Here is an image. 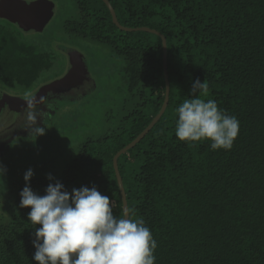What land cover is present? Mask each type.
Masks as SVG:
<instances>
[{"label":"trees","instance_id":"obj_1","mask_svg":"<svg viewBox=\"0 0 264 264\" xmlns=\"http://www.w3.org/2000/svg\"><path fill=\"white\" fill-rule=\"evenodd\" d=\"M109 1L122 26H146L166 40L167 105L143 138L117 159L128 209L157 242L155 264H264V0ZM74 4L63 29L122 58L128 107L114 128L77 146L57 180L69 192L96 186L120 216L112 158L162 106L161 38L120 30L102 0ZM53 63L49 53L0 24V76L6 81L30 92ZM196 79L209 84L202 99L215 100L240 122L230 150H212L211 140L181 141L175 135L176 109L189 98ZM57 180L27 183L44 195ZM25 185L16 181L7 188L0 264H38L32 241L40 225L28 221L30 207L19 206Z\"/></svg>","mask_w":264,"mask_h":264},{"label":"rangeland","instance_id":"obj_2","mask_svg":"<svg viewBox=\"0 0 264 264\" xmlns=\"http://www.w3.org/2000/svg\"><path fill=\"white\" fill-rule=\"evenodd\" d=\"M48 1L54 4V12L39 29L25 32L16 27L18 31L14 24L0 20L17 39L49 53L54 62L48 71L41 72L30 91L58 80L66 72L71 76L58 89L43 90L35 97L37 101L23 105L19 113L25 115L29 109L28 115L20 117L24 122L0 142V166L5 169L0 176V220L7 207V188L12 183L25 181L29 168L34 171L31 179H48V174L53 180L59 179L77 146L86 137H96L114 128L128 107L122 58L108 46L65 32L62 21L74 15V0ZM10 81L0 76L1 89L16 96L27 93L24 86ZM37 125L44 127L45 133L36 137Z\"/></svg>","mask_w":264,"mask_h":264},{"label":"clouds","instance_id":"obj_3","mask_svg":"<svg viewBox=\"0 0 264 264\" xmlns=\"http://www.w3.org/2000/svg\"><path fill=\"white\" fill-rule=\"evenodd\" d=\"M208 88L206 80L193 82L189 98L176 109L175 135L181 141L211 140L212 150H230L240 122L215 100L201 98ZM44 133V127L35 126L36 137ZM4 171L0 166V176ZM33 175L31 168L24 174L19 206L30 207L28 221L40 225L32 241L38 264H155L157 242L142 219H133L132 209L114 215L115 203L96 186L69 192L58 180L39 195L27 183ZM48 179L54 177L48 174Z\"/></svg>","mask_w":264,"mask_h":264},{"label":"water","instance_id":"obj_4","mask_svg":"<svg viewBox=\"0 0 264 264\" xmlns=\"http://www.w3.org/2000/svg\"><path fill=\"white\" fill-rule=\"evenodd\" d=\"M106 7L109 10V13L111 15L112 22L123 31H147L153 34L158 35L161 38L162 43V67H163V76L165 81V94H164V100L162 103V106L158 113L152 118V120L148 123V125L128 144H126L124 147L119 149L112 158V166L114 170V174L116 177V182L119 188L121 201H122V212H126L128 210L127 206V200L126 195L124 191V187L122 184V178L119 172L117 159L120 154L126 152L130 148H132L137 142H139L143 136L150 130V128L157 122L161 114L164 112V109L168 102V94H169V80L167 75V66H166V40L165 37L155 29L143 26V27H125L122 26L117 18L116 14L114 12V9L110 3L109 0H102ZM54 12V4L51 1L48 0H38V1H26V0H0V19H5L8 22L14 24L19 30L29 32L33 31L35 29H39L42 24H44L46 21H48ZM67 70V69H66ZM71 76L68 75V72L63 75V77H60L58 80H54L50 82L47 85H43L40 89L35 90V92H32L28 95H21V96H13L10 95L2 90H0V115L5 108V106H16L19 109L29 103L31 104L35 100V97L39 92L41 91H47L50 88L57 87L58 85H61L62 82H66V80H70ZM60 83V84H59ZM64 85L63 87H65ZM81 86V85H79ZM78 86V87H79ZM28 104V105H29Z\"/></svg>","mask_w":264,"mask_h":264},{"label":"flooded vegetation","instance_id":"obj_5","mask_svg":"<svg viewBox=\"0 0 264 264\" xmlns=\"http://www.w3.org/2000/svg\"><path fill=\"white\" fill-rule=\"evenodd\" d=\"M0 20H2V18ZM77 88H79V87H77ZM0 90L6 92L5 90L1 89V87H0ZM32 92L33 91H30V92H27V93L22 94V95H28V94H31ZM6 93H8V92H6ZM8 94L16 96L15 93H8ZM26 110H27V112H25V115H24V114H22V112L19 113L20 109L16 106H14V107L8 106V105L5 106V108L3 109V111L0 115V142L5 140L7 137L11 136L10 133L12 130L15 129L17 131L20 128V126L22 125L21 122L23 121V119L22 118L20 119V117L21 116L24 117V116L28 115L29 109H26Z\"/></svg>","mask_w":264,"mask_h":264}]
</instances>
